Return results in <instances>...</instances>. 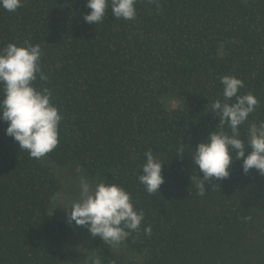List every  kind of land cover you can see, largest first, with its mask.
<instances>
[{"label":"trees","instance_id":"obj_1","mask_svg":"<svg viewBox=\"0 0 264 264\" xmlns=\"http://www.w3.org/2000/svg\"><path fill=\"white\" fill-rule=\"evenodd\" d=\"M87 2L0 8V49L26 41L42 49L48 80L35 87L52 90L63 115L50 160L119 184L144 214L124 240L140 259L127 261L96 237V264H264V176L246 175L230 150L231 176L206 182L201 196L191 157L211 133L230 134L211 108L224 99V75L244 82L239 94L259 100L240 138L264 121V0H137L136 19L117 20L109 7L98 25L84 20ZM165 96L181 107L169 109ZM7 126L0 120V264H64L75 223L52 212L62 182L19 149ZM149 150L165 178L151 195L138 181Z\"/></svg>","mask_w":264,"mask_h":264},{"label":"clouds","instance_id":"obj_2","mask_svg":"<svg viewBox=\"0 0 264 264\" xmlns=\"http://www.w3.org/2000/svg\"><path fill=\"white\" fill-rule=\"evenodd\" d=\"M136 3L137 0H88L90 12L84 20L89 24H101L110 7L117 20L131 21L137 17ZM22 6L23 0H0V8L8 12H15ZM42 55L40 45L27 41L23 46L9 43L0 49V120L8 125L6 135L18 143L20 150H26L31 158L37 160L58 147L63 121L59 108L52 103V90L35 87L38 78L42 82L48 80L42 71ZM219 80L224 99L211 102V108L219 117L218 127L223 129L227 126L230 134L223 130L211 133L191 154L199 170L195 182L201 196L206 194V182L231 176L234 158L243 161L246 175L255 169L264 176V121L248 126L246 141L240 138V127L256 110L259 100L252 93L239 94L244 87L239 78L224 75ZM249 147L252 149L250 153ZM230 150L235 153L234 158ZM177 153H184L183 146ZM144 156L146 160L138 181L150 195L156 194L165 183L162 174L164 163L151 150ZM79 186L80 198L69 207V224L86 227L93 237H100L113 245H118L140 229L144 214L134 207L130 193L119 184L94 183L87 177H81ZM144 231L150 236L152 229L148 226Z\"/></svg>","mask_w":264,"mask_h":264},{"label":"rangeland","instance_id":"obj_3","mask_svg":"<svg viewBox=\"0 0 264 264\" xmlns=\"http://www.w3.org/2000/svg\"><path fill=\"white\" fill-rule=\"evenodd\" d=\"M163 102L169 109H177L181 107L180 101L172 96L163 97ZM41 162L53 169L62 182V191L54 198L52 212L62 219L69 217L71 207L80 198V178L87 177L91 181L98 182L90 176L86 170H82L76 164H72L67 168H59L48 156L41 159ZM69 208V209H65ZM74 240L66 248V258L64 264H96L95 256V239L86 227L74 228ZM113 250L119 256L126 258L125 260L140 259L139 255L130 251L129 247L122 241L118 245H113Z\"/></svg>","mask_w":264,"mask_h":264}]
</instances>
